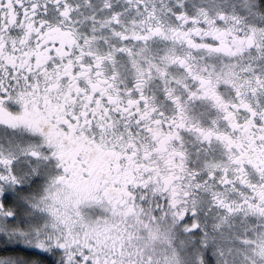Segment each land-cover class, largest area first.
Here are the masks:
<instances>
[{
  "label": "snow or ice",
  "instance_id": "6c2138e0",
  "mask_svg": "<svg viewBox=\"0 0 264 264\" xmlns=\"http://www.w3.org/2000/svg\"><path fill=\"white\" fill-rule=\"evenodd\" d=\"M0 264H264V0H0Z\"/></svg>",
  "mask_w": 264,
  "mask_h": 264
}]
</instances>
